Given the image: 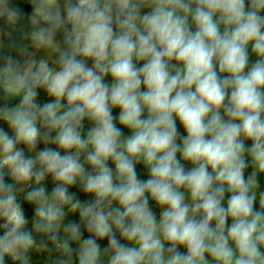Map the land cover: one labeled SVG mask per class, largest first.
Segmentation results:
<instances>
[{"label":"clouds","instance_id":"9594fccd","mask_svg":"<svg viewBox=\"0 0 264 264\" xmlns=\"http://www.w3.org/2000/svg\"><path fill=\"white\" fill-rule=\"evenodd\" d=\"M28 3L45 55L0 56V264H264V0ZM25 16L0 0L4 35Z\"/></svg>","mask_w":264,"mask_h":264},{"label":"trees","instance_id":"16d2710c","mask_svg":"<svg viewBox=\"0 0 264 264\" xmlns=\"http://www.w3.org/2000/svg\"><path fill=\"white\" fill-rule=\"evenodd\" d=\"M13 3L16 4V5H19V7L24 11V13L26 14V16H25L24 20L22 21V23L19 25V27L15 31H13V33L9 37L8 41H6L4 43L5 47L3 49H0V56L9 55V54H11V55L15 54L17 52V50L23 44H25V43H27V42L30 41V39L27 36L33 30L30 22L27 19V16L31 15V13H32V7L28 3V0H13ZM8 30L9 31H12L11 28H9ZM10 44H15V47H9ZM255 59H256L255 56H251L250 55V62H254ZM106 79L110 81L111 78L108 77ZM45 99H47V97H45ZM0 103H3V101L0 100ZM11 103H18V100L14 101V102H11ZM10 106H11V104H10ZM118 112H119L118 109H114V115H116L117 117H118ZM89 126H90L89 123L87 121H85V131L87 130V128ZM117 126L119 127L118 121H117ZM177 126H178L179 132L182 135H186V133H184V129H183L182 125L179 124V121H177ZM122 131L124 132L125 135H128L129 134V132H128L127 129H122ZM185 167L186 168H190L191 165L186 163L185 164ZM251 171H252V169H251V167H249L246 170L245 175L247 176L248 174L251 173ZM137 172H138V175H139V177L141 179H147L148 178L147 172H146V170L144 169V167L142 165H138L137 166ZM258 179L260 181V190L261 191H264V176H259ZM6 180H8V177H6ZM9 182H10V180H9ZM22 200L23 199H21V201ZM150 204L152 205L153 210L156 212L157 218H159V209L156 207V205H155L154 202L150 201ZM24 207H25V211H27L31 215L33 214L32 213V209H31L30 206H28L27 204H25ZM256 207L258 209V207H259L258 203H257ZM106 243H107L106 240L105 241H102L101 242V246L102 247L105 246ZM7 264H11V262L9 261V262H7Z\"/></svg>","mask_w":264,"mask_h":264},{"label":"rangeland","instance_id":"374dc122","mask_svg":"<svg viewBox=\"0 0 264 264\" xmlns=\"http://www.w3.org/2000/svg\"><path fill=\"white\" fill-rule=\"evenodd\" d=\"M9 28H10V26H8L5 23V20L3 18H0V43L4 44L6 41H8V39H9L10 36L4 35V33L7 32V31H9L8 30ZM27 37L30 39V34ZM22 46H26L30 52L31 51H36L38 56H41L42 57V56L45 55V53L42 50H36L34 48V46L31 45L30 41L27 42V43H25V44H23ZM13 55L14 56H17V58L22 59V57L19 56L18 50ZM45 97L46 96L44 95V93L41 92V95H40V98L39 99L40 100H44ZM0 126H3V127L6 128V125H3L2 122H0ZM6 130H7V128H6ZM9 134H11V132ZM19 147H24V146L23 145H19ZM39 147H43V145L41 144ZM52 186H53V184H52V181H51V177H47L46 178V187H47V190L49 192L51 191ZM71 191L78 192L79 198H81L82 200L89 198V197H86L84 194L79 193V190L77 188H75V187L72 188ZM21 199H23V197H21ZM26 215H28L29 217L31 216V214H29L27 211H26ZM68 219H74V220H77L78 221L79 220V217H78V215H73V216H69ZM29 227H30V225H29ZM85 235H87L86 232H85ZM51 255L54 258L56 256V253L53 252ZM45 256H46V254L34 253L32 255V262H33V264H46Z\"/></svg>","mask_w":264,"mask_h":264}]
</instances>
